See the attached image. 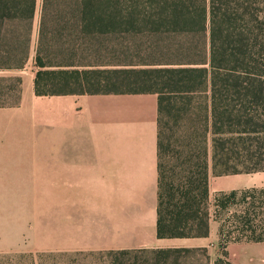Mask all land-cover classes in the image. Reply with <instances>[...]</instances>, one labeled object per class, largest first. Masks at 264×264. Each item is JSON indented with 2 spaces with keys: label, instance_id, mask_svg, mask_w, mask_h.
<instances>
[{
  "label": "trees",
  "instance_id": "trees-1",
  "mask_svg": "<svg viewBox=\"0 0 264 264\" xmlns=\"http://www.w3.org/2000/svg\"><path fill=\"white\" fill-rule=\"evenodd\" d=\"M37 9L0 0V72L33 60L37 97L157 95L158 238H206L218 221L214 264H235L231 242H264L256 188L211 193V172L264 171V0H43L34 43ZM22 95V76L0 73V107Z\"/></svg>",
  "mask_w": 264,
  "mask_h": 264
},
{
  "label": "crops",
  "instance_id": "crops-1",
  "mask_svg": "<svg viewBox=\"0 0 264 264\" xmlns=\"http://www.w3.org/2000/svg\"><path fill=\"white\" fill-rule=\"evenodd\" d=\"M31 61L32 67L0 72L23 78L21 103L0 107V252L25 251L37 237L58 240L38 249L62 251L218 245L215 220L206 238L157 236L156 94L37 97ZM53 97L62 98L57 121L46 112ZM243 175L211 181V193L239 189ZM227 252L235 264H264V242H231Z\"/></svg>",
  "mask_w": 264,
  "mask_h": 264
},
{
  "label": "rangeland",
  "instance_id": "rangeland-1",
  "mask_svg": "<svg viewBox=\"0 0 264 264\" xmlns=\"http://www.w3.org/2000/svg\"><path fill=\"white\" fill-rule=\"evenodd\" d=\"M38 1V9L35 18V32L33 35V42L36 43L37 39V26L40 19V7L43 0ZM188 39H191L189 37ZM174 51V48H173ZM32 61H30L29 67H32ZM30 70H28L29 72ZM28 76L26 77V88L28 85ZM61 97H53L46 102V112L48 117L52 121H57L60 114ZM53 141L59 140L58 131L55 127H52ZM54 130V131H53ZM244 174L243 186L239 189H251L256 188L257 192L252 193L256 199L255 210L252 209V218L255 220L254 225L258 226V233L264 229V171L255 173H242ZM227 175L215 176L212 175V185H216L220 180L229 179ZM213 187V186H212ZM215 194L212 189V199ZM214 201V200H213ZM248 204L231 206L229 216L235 213L236 209H245ZM217 226V233H219V222H214ZM233 226H230L232 229ZM250 230V229H249ZM249 234V231L247 232ZM54 237H58L55 235ZM31 244L24 246L26 250H9L0 252V264H214V261L221 255L222 249L218 245L211 246L207 252L203 251V248L197 247L192 252H175L170 255L168 262L162 261L165 256L162 253L149 252L150 250L160 249L161 247H141L135 248L132 252L123 254L120 252H111V250H97V251H62L59 248H44L38 249V247L57 245L58 240H50L48 244L43 243L38 237L35 241H31ZM116 250V249H115Z\"/></svg>",
  "mask_w": 264,
  "mask_h": 264
}]
</instances>
